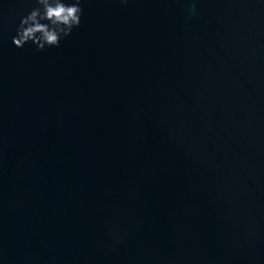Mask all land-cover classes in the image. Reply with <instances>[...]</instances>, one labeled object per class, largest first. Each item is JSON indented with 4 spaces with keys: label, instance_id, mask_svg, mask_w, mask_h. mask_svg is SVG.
<instances>
[{
    "label": "water",
    "instance_id": "95a60500",
    "mask_svg": "<svg viewBox=\"0 0 264 264\" xmlns=\"http://www.w3.org/2000/svg\"><path fill=\"white\" fill-rule=\"evenodd\" d=\"M0 0V264H264V0H82L59 47Z\"/></svg>",
    "mask_w": 264,
    "mask_h": 264
},
{
    "label": "clouds",
    "instance_id": "9594fccd",
    "mask_svg": "<svg viewBox=\"0 0 264 264\" xmlns=\"http://www.w3.org/2000/svg\"><path fill=\"white\" fill-rule=\"evenodd\" d=\"M128 0H119L126 4ZM34 6L19 18L12 43L17 48L31 43L37 51L59 47L60 42L79 27L82 0H33Z\"/></svg>",
    "mask_w": 264,
    "mask_h": 264
}]
</instances>
